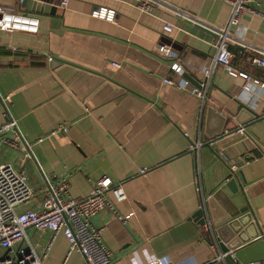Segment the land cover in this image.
I'll use <instances>...</instances> for the list:
<instances>
[{
    "label": "crops",
    "instance_id": "obj_1",
    "mask_svg": "<svg viewBox=\"0 0 264 264\" xmlns=\"http://www.w3.org/2000/svg\"><path fill=\"white\" fill-rule=\"evenodd\" d=\"M135 1L0 0L39 18L37 32L0 29V127L14 118L20 142L30 143V157L3 143L1 159L23 171L35 191L16 209L40 207L48 182L66 178L68 193L84 196L107 174L121 181L126 193L119 209L132 211L125 221L108 208L90 217L94 226H103L111 264H157L158 258L170 264H226L192 214L207 201L221 213L231 198L238 206L248 203L261 230L232 249L233 257L237 264H264V85L251 82L244 89L245 79L222 64L213 69L204 100L162 81L165 76L177 81L184 73L159 54L161 42L179 54L184 72L202 77L219 32L193 17L225 28L231 4L157 0L152 12H144ZM257 1L248 4L263 9ZM99 5L114 8L115 21L90 15ZM241 20L244 40L254 47L230 42L232 64L264 83V65L252 61L255 47L264 48V17L246 12ZM166 21L173 25L169 32L163 30ZM237 99L256 115L239 112ZM62 122L66 131L49 133ZM239 123L245 135L224 133ZM14 130L4 134L11 137ZM197 140L200 145L191 148ZM141 167L146 172L140 173ZM230 170L243 193L226 186ZM25 231L38 253L51 241L42 264H83L80 252H68L62 232L52 236L31 226Z\"/></svg>",
    "mask_w": 264,
    "mask_h": 264
},
{
    "label": "built area",
    "instance_id": "obj_2",
    "mask_svg": "<svg viewBox=\"0 0 264 264\" xmlns=\"http://www.w3.org/2000/svg\"><path fill=\"white\" fill-rule=\"evenodd\" d=\"M66 1L61 0V4L64 5ZM156 1L136 0L135 5L141 11L152 12ZM225 1L231 4L228 26L225 28H213L193 17L197 22L219 32V37L214 41V53L209 57L208 65L202 69V77L196 76L197 81L194 84L184 76H181L177 81L165 76L162 78L165 84L187 89L204 100L211 83L212 71L216 65L222 64L229 74L245 79L244 89L248 90L251 82L259 83L260 86L264 85L263 82H259L257 78L247 72L235 68L231 61L232 52L229 48V43L232 41L242 46L254 47L253 44L244 40L245 25L241 18L246 12L264 17V8L251 7L248 4L251 0ZM257 3L264 4V0L257 1ZM90 15L115 21L116 11L112 7L99 5L90 11ZM230 25L236 26L235 31L228 29ZM38 28L39 18L37 16L8 8L0 3V29L37 32ZM172 28L173 25L170 22H164V31L169 32ZM255 48L258 53L253 55L252 61L264 65V48ZM159 54L169 60L170 68L179 75L184 73V62L179 59V54L169 42L160 43ZM48 58L51 59L52 56ZM114 65L118 66V63H114ZM6 97L9 95L7 94ZM15 127L16 120L14 118H10L0 127V264H42L40 258L46 254V249L49 248L51 241L48 242L44 252L38 253L26 235L25 229L30 226L38 230H48L52 232V236L62 232L69 244L68 252L71 250L80 252L83 264H111L112 251L101 238L103 226H94L90 217L103 208H108L112 215L121 221L127 220L132 215L131 210L122 212L118 207L120 202L126 199L121 181L114 182L111 176L104 174L92 182L86 195L72 196L68 193V180L61 178L56 182L47 183L42 190L40 207H28L18 211L16 205L32 198L35 191L23 171L1 159L3 143L19 147L24 151L25 157H30V143L24 140L20 142V133L18 130H14ZM11 128L14 130V134L8 137L4 133ZM67 129L68 124L62 122L49 133L57 134ZM228 132L245 135L246 128L243 123H239L234 129L224 130V133ZM184 134L187 135V132L184 131ZM200 143L201 141L197 140L191 143L190 147H198ZM230 165L231 168L234 167L233 163ZM139 171L140 173L146 172V167H141ZM201 206L202 204H200ZM205 228H207V224H205ZM231 255L233 256L232 251ZM218 258L224 259L223 254H220ZM157 264H170V262L164 258H158ZM248 264H258V262L251 260Z\"/></svg>",
    "mask_w": 264,
    "mask_h": 264
},
{
    "label": "water",
    "instance_id": "obj_3",
    "mask_svg": "<svg viewBox=\"0 0 264 264\" xmlns=\"http://www.w3.org/2000/svg\"><path fill=\"white\" fill-rule=\"evenodd\" d=\"M28 1L29 0H21V5H24ZM200 25L211 29L203 23H200ZM183 75L194 84L196 83L197 77L194 74L184 72ZM237 103V110L239 112L246 110L252 115H256V112L246 102L237 99ZM225 118L224 116L223 120H225ZM225 184L233 193L242 190V185L238 179L237 173L233 170L229 171ZM222 208L221 213L219 210H216V207L213 211L210 202L207 201V203L197 209L192 216L202 226L207 224L205 230L208 238L214 247L223 254L226 264H237L234 257L231 255L232 249L259 235L261 230L254 219L253 212L248 203L238 206L231 198H228L225 200Z\"/></svg>",
    "mask_w": 264,
    "mask_h": 264
}]
</instances>
